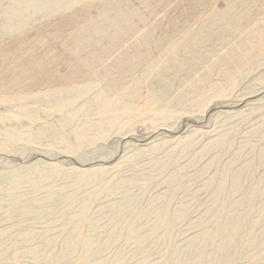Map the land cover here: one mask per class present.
<instances>
[{
	"label": "rangeland",
	"instance_id": "374dc122",
	"mask_svg": "<svg viewBox=\"0 0 264 264\" xmlns=\"http://www.w3.org/2000/svg\"><path fill=\"white\" fill-rule=\"evenodd\" d=\"M0 264H264V0H0Z\"/></svg>",
	"mask_w": 264,
	"mask_h": 264
}]
</instances>
